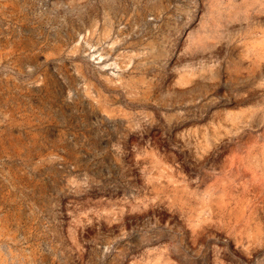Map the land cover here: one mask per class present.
I'll return each instance as SVG.
<instances>
[{"label": "rangeland", "instance_id": "obj_1", "mask_svg": "<svg viewBox=\"0 0 264 264\" xmlns=\"http://www.w3.org/2000/svg\"><path fill=\"white\" fill-rule=\"evenodd\" d=\"M0 264H264V0H0Z\"/></svg>", "mask_w": 264, "mask_h": 264}]
</instances>
